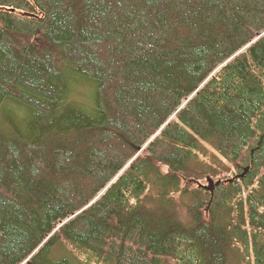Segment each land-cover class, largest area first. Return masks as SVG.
Listing matches in <instances>:
<instances>
[{
	"label": "trees",
	"instance_id": "16d2710c",
	"mask_svg": "<svg viewBox=\"0 0 264 264\" xmlns=\"http://www.w3.org/2000/svg\"><path fill=\"white\" fill-rule=\"evenodd\" d=\"M0 264H264V0H0Z\"/></svg>",
	"mask_w": 264,
	"mask_h": 264
},
{
	"label": "rangeland",
	"instance_id": "374dc122",
	"mask_svg": "<svg viewBox=\"0 0 264 264\" xmlns=\"http://www.w3.org/2000/svg\"><path fill=\"white\" fill-rule=\"evenodd\" d=\"M16 16H18V17H26V16H28V11H16L15 13H14ZM234 174H232V176L231 177H229V179H226V180H224L223 182H220V181H213V180H217V179H215V177L213 178V180L211 179V178H206V180H205V178L203 179V182H202V184L199 186V187H201L202 189H205V190H207L208 191V187L210 186V182L214 185V187L213 188H215V185L216 184H221V183H223V184H229V183H233L234 181H237V180H234L235 179V177L236 176H234ZM229 181H232V182H229ZM204 190V191H205ZM214 190V189H213ZM206 192V191H205Z\"/></svg>",
	"mask_w": 264,
	"mask_h": 264
},
{
	"label": "water",
	"instance_id": "95a60500",
	"mask_svg": "<svg viewBox=\"0 0 264 264\" xmlns=\"http://www.w3.org/2000/svg\"><path fill=\"white\" fill-rule=\"evenodd\" d=\"M246 171H247V169H246ZM244 173H246V172H244ZM229 182H232V181H229ZM215 186H218V184H216ZM214 187V185L210 182V186L208 187V191H210V192H213V188Z\"/></svg>",
	"mask_w": 264,
	"mask_h": 264
},
{
	"label": "bare ground",
	"instance_id": "6f19581e",
	"mask_svg": "<svg viewBox=\"0 0 264 264\" xmlns=\"http://www.w3.org/2000/svg\"><path fill=\"white\" fill-rule=\"evenodd\" d=\"M57 229H55L48 237H47V239L43 242V243H45L49 238H50V236L53 234V233H55V231H56ZM58 232V231H57Z\"/></svg>",
	"mask_w": 264,
	"mask_h": 264
}]
</instances>
